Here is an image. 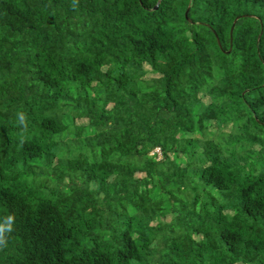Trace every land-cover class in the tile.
Here are the masks:
<instances>
[{
  "label": "trees",
  "instance_id": "1",
  "mask_svg": "<svg viewBox=\"0 0 264 264\" xmlns=\"http://www.w3.org/2000/svg\"><path fill=\"white\" fill-rule=\"evenodd\" d=\"M9 216L0 264H264V0H0Z\"/></svg>",
  "mask_w": 264,
  "mask_h": 264
},
{
  "label": "clouds",
  "instance_id": "2",
  "mask_svg": "<svg viewBox=\"0 0 264 264\" xmlns=\"http://www.w3.org/2000/svg\"><path fill=\"white\" fill-rule=\"evenodd\" d=\"M13 219L14 218L12 216H9L7 217V220L9 221L8 224H0V247L6 246L5 233L12 230L11 225Z\"/></svg>",
  "mask_w": 264,
  "mask_h": 264
},
{
  "label": "rangeland",
  "instance_id": "3",
  "mask_svg": "<svg viewBox=\"0 0 264 264\" xmlns=\"http://www.w3.org/2000/svg\"><path fill=\"white\" fill-rule=\"evenodd\" d=\"M146 77H152V76L149 75V74H147ZM203 100L206 101V99H203ZM82 123H84V122H78V121H77V124H82ZM228 129H229L228 127H226V128L223 127V128L221 129V131H223V132H227ZM167 220H168V216H166L165 218L162 219V221H167Z\"/></svg>",
  "mask_w": 264,
  "mask_h": 264
},
{
  "label": "water",
  "instance_id": "4",
  "mask_svg": "<svg viewBox=\"0 0 264 264\" xmlns=\"http://www.w3.org/2000/svg\"><path fill=\"white\" fill-rule=\"evenodd\" d=\"M157 1H159V0H157ZM187 9H188V8L186 7V9H185V11H184V13H183L184 16L186 15ZM233 23H234V20H233L232 23H231V26H230V28H229V32L231 31V28H232Z\"/></svg>",
  "mask_w": 264,
  "mask_h": 264
},
{
  "label": "built area",
  "instance_id": "5",
  "mask_svg": "<svg viewBox=\"0 0 264 264\" xmlns=\"http://www.w3.org/2000/svg\"><path fill=\"white\" fill-rule=\"evenodd\" d=\"M153 153H155V154L158 156V153H159L158 149L155 148V149L153 150Z\"/></svg>",
  "mask_w": 264,
  "mask_h": 264
}]
</instances>
